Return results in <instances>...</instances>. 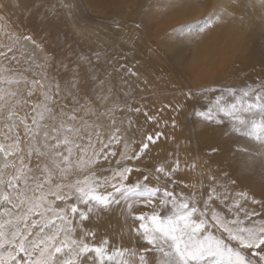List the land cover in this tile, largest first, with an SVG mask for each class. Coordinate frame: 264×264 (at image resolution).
Listing matches in <instances>:
<instances>
[{
	"label": "rangeland",
	"instance_id": "obj_1",
	"mask_svg": "<svg viewBox=\"0 0 264 264\" xmlns=\"http://www.w3.org/2000/svg\"><path fill=\"white\" fill-rule=\"evenodd\" d=\"M122 1L124 2V0ZM210 2L212 1L207 0L206 4L198 3V6H202V13L195 16L196 19L195 17L190 19L193 21L200 19L201 16H212L214 21L215 19L220 21L230 19L245 23L251 15L255 16V0H227L225 4L218 6L219 8L213 9L209 6ZM62 3L73 5V7L64 9L61 6ZM138 5L136 11L131 14L122 11L116 15H101L91 11L83 0H0V52L4 53L3 56H0V68L9 69L3 72L4 76H14L22 81L20 84L11 86L13 90L18 91L19 99L22 101L18 107V117L27 113V122L31 124L32 117L36 115L33 111L34 106L46 103L55 115V120L46 118L41 121L44 125V128L41 129V136L44 129H47L51 135H55L52 132L53 126H59L60 122L65 119L61 116L62 111L70 113L72 109L80 108V111L75 113L80 118L75 127H81L85 120L89 122V126L84 128L75 141L78 146L88 145L90 136L91 146L88 156H91L94 162L82 168L76 167L75 162L80 157V147H77L70 158L73 166L69 172L66 175L53 173L49 179L45 180L42 170L46 165L49 168L52 167L51 150L41 148V151L44 152L43 155L33 154L29 157L27 152L30 138L25 136L24 125L17 118L16 133L21 137L24 164L32 169L30 175L37 176L44 191L52 188L53 191H59L61 195H68V189L65 186L73 184L76 180L84 177L94 180L102 177L97 176L95 168L104 161L106 154L113 153L111 149L115 141L109 144V138L115 133L114 127L115 130L122 131L125 139L120 150L115 152L117 155L111 170L125 166L141 169V171L134 170L130 173L127 181L129 184L136 182L151 171L153 179H150L148 183L157 184L154 178L156 175L154 169L157 164H161V161L146 160V162L144 160L141 161L142 163H136V160L134 162V160L121 158V153L139 151L142 142L133 131V128L137 130L139 128L131 122V111L129 110L139 100L137 99V89L141 85L145 83L151 85V81L164 82L162 90L152 88V91L159 94L160 98L174 99L185 104V96L181 93L186 90L196 92L209 87L239 89L247 84L256 83L258 79H264V62L246 66L244 59L235 64L232 71L221 79L202 83L194 82L177 66L189 61L192 53L196 51L199 38L212 28L214 22L204 30L195 33L183 47H179L175 43L173 49L169 50L163 44V39L169 30L158 31L160 27L155 23L145 27L141 17L146 12L147 5ZM190 19L184 20L182 23H189ZM137 24L141 27L137 28ZM176 27H171V29H176ZM74 33L100 35L108 43L85 44L76 39ZM25 35L32 37L40 45L41 52L26 46L23 39L19 41L18 45L16 44V37ZM254 35L256 36L255 41L248 44L250 48L252 45L256 46L255 42L259 35L260 40L263 38L261 42L264 44V24L256 28ZM9 46H12V51L8 50ZM83 57H86L87 60ZM33 58L35 63H33ZM122 65L123 67H121ZM89 67L94 70L89 71ZM129 69L137 75H131ZM254 72L257 74L254 75ZM93 77L95 78L93 79ZM35 80L40 81L43 87L41 84L33 87L31 82ZM166 80L168 81L166 82ZM23 81H27V83ZM73 81H76V88L72 87ZM57 84L60 87L59 93L56 90ZM49 87L52 99L45 101L44 93L49 91ZM69 92L77 97L78 103L73 102ZM217 94H209V99L214 98ZM16 99L17 97H9L4 101V104L10 106ZM25 101L26 103H24ZM178 101L176 102L178 103ZM117 104L123 105V107L114 109L113 106ZM205 107L206 102L202 98L190 99L180 111L181 114L177 116L180 118L178 120H181L179 124L181 131L177 134V146L181 159L178 171L173 174V179L176 181L174 190L178 196L181 192L186 197L195 193L197 206L206 211V216L201 217L198 212L194 219H206L209 231L213 235L226 239V234L215 227V222L211 217L212 210L228 219H233L236 215L243 219L244 213L248 212L252 214L250 220H264V161L257 160L254 164H249L246 158H241V153H234V146L246 145V140L242 139L239 133L221 138L222 133L229 127L227 122L217 126L200 121L194 115V109H204ZM85 112H90V114L85 116ZM8 119V113L5 111L3 118L0 119V131L7 132L5 125L11 124ZM67 123L71 124L72 122L67 121ZM60 138L62 139V136ZM0 142L7 143L3 135H0ZM55 142V139L49 140L50 144ZM132 145H134L133 148ZM212 148H216L218 151L208 155ZM56 151L67 154L64 145H61ZM93 153L100 155L94 156ZM13 161L19 165V151L7 159L2 156L0 165L5 162L11 165ZM193 163L195 167H192ZM61 167H65V165L61 164ZM0 171L4 172L5 178L8 174L14 173L11 166L6 169L0 168ZM233 180L235 183H232ZM141 182L143 181L141 180ZM58 185L59 188H57ZM212 185H215L217 193H221L222 196L221 199L213 198L209 201L208 208L205 209L204 201ZM159 186L173 190L171 182L165 184L163 177H161ZM101 191L106 190L101 189ZM241 193L246 195H240ZM224 196H227V200L223 199ZM46 198L52 209L64 211L67 217L66 228L69 230V239L87 242L83 235L77 237L74 233L76 216L79 215V213L74 215L71 212V205L77 203L75 195H68V198L62 200H57L55 195H48ZM253 200L257 202L253 203ZM138 203V190L136 188L125 189L113 193L107 205L94 206L93 211L98 213L112 205L121 206L120 209L124 208L125 211L126 206L125 214L129 211L125 216L126 220L133 226L135 222L130 219L133 212L152 211L151 208L136 207ZM229 206H231V211H229ZM78 207L85 208L82 204ZM156 208L159 210L158 201ZM33 218L39 219L38 216ZM63 236L64 232L62 231L58 240L63 239ZM130 242L132 243V245L129 244L130 247L137 249L145 247L142 238L132 236ZM95 244L97 243L95 242ZM114 247L117 245L110 241L109 250ZM120 247H127V245L122 244ZM92 255L94 257V254ZM62 257L61 261L67 258L65 255ZM86 264H93V260H87Z\"/></svg>",
	"mask_w": 264,
	"mask_h": 264
},
{
	"label": "snow or ice",
	"instance_id": "obj_2",
	"mask_svg": "<svg viewBox=\"0 0 264 264\" xmlns=\"http://www.w3.org/2000/svg\"><path fill=\"white\" fill-rule=\"evenodd\" d=\"M61 6L64 9L73 7L67 3H62ZM213 22L212 16L201 17L173 29L169 37L173 43L183 47L189 38ZM136 27L141 26L137 24ZM21 39L31 41L37 48L40 47L32 37L27 35L16 37L17 45ZM8 50L12 51V46H9ZM3 55L4 53L0 52V56ZM83 59L87 60L86 57ZM33 63H35L34 58ZM8 70L0 68V119L6 111L8 120L11 121V124L5 125L6 133L0 131V135H3L4 140L7 141V143L0 142V153L7 159L19 151L20 163L18 165L13 161L11 165L7 162L0 165L3 169L10 166L14 169V173L8 174L7 178L4 172L0 171V264H86L89 259L93 260V264H264V220H250L252 214L248 212L244 213L243 219L239 215L228 219L212 210L211 217L215 227L226 234V239L213 235L209 231L206 219H194L198 212L201 217L206 216V211L197 206L195 193L186 197L181 192L178 196L174 190L176 181L173 179V174L180 167L179 158L172 163L171 167L163 163L156 165L154 178L157 184L155 185L148 183L150 179H153L151 171L129 184L127 181L130 173L134 170L141 171V169L125 166L116 170L109 169L111 175L94 180L84 177L65 186L68 189V195H75L77 201L71 205V212L74 215L79 213L82 221L89 219L94 206L107 205L113 193L136 188L139 193V203L136 207L151 208L152 211L133 212L130 219L135 223L130 233L134 238H142L145 247L141 249L114 247L109 250L110 241L107 237L99 244L69 239V230L66 228L67 217L64 211L52 209L46 198L48 195H55L57 200H62L68 198V195H61L59 191H53L52 188L44 191L37 176L30 175L32 169L24 164L21 137L16 133V120L19 118L20 123L24 125L25 136L30 138L27 152L29 157L33 154L43 155L41 148L51 150L52 167L49 168L46 165L42 170L45 180L49 179L53 173L66 175L69 172L73 166L70 158L77 147H80V157L75 162L76 167L82 168L94 162L92 157L88 156L91 146L90 136L88 145L78 146L75 141L84 128L89 126V122L85 120L81 127H75L80 120L75 113L80 111V108H74L70 113L62 111L61 116L65 119L59 126H53L52 132L55 135H51L47 129H44L41 136V129L44 128L41 121L46 118L55 120V115L44 103L34 106L33 111L36 115L32 117L31 124L27 122V113L18 117V107L22 101L19 99L18 91L13 90L11 86L20 84L22 81L14 76H4L3 72ZM93 70L89 67V71ZM129 72L133 76L137 75L131 69ZM23 82L27 83V81ZM31 83L33 87L41 84L38 80ZM41 86L43 87V84ZM72 87H77L76 81L72 82ZM56 90L57 93L60 92L59 84L56 85ZM49 92L50 87L49 91L44 93L45 101L52 99ZM211 93L218 94L209 99ZM68 94L72 96L73 102L78 103L75 95L71 92ZM181 94L185 96V104L178 102L173 107L174 112H180L187 100L202 98L206 102V107L194 109V115L200 121L217 126L227 122L229 127L222 133L221 138L239 133L247 142L246 145L234 146V153H241V158H246L249 164H254L257 160L264 161V79H258L256 83L247 84L239 89L209 87L196 92L186 90ZM9 97H17L10 106L4 104ZM113 107L116 109L123 105L117 104ZM129 110L133 109L129 108ZM134 110L141 111L140 108ZM89 114L90 112H85V116ZM144 114L148 116L147 112ZM153 119L154 117L148 116L149 121ZM67 121L72 123L69 124ZM171 123L173 128L177 127L174 117ZM92 126L95 127V125ZM116 132H119V129ZM163 136L164 133L161 131L148 133L142 140L139 151L134 154L121 153V158L140 161L151 152V146L156 145ZM50 139H55L56 142L50 144ZM113 141L118 143L120 136L113 133L109 138V144ZM61 145L65 146L66 155L56 151ZM217 151L218 149L212 148L208 155L215 154ZM93 155L100 154L93 153ZM108 155L114 156L115 153L106 154L104 158L107 159ZM61 164L65 167H61ZM192 167H195L194 163ZM161 177L165 184L171 182L173 190L159 186ZM232 183L235 181L233 180ZM59 187L58 185L57 188ZM101 189L111 190L101 191ZM221 196V193H217L215 185L210 186L204 208H208V202L213 198L221 199ZM223 199L227 200V196ZM157 201L159 210L156 208ZM256 202L253 200V203ZM80 204L85 208L80 209L78 207ZM36 216L39 219L33 218ZM62 231L63 239L58 240ZM86 234L93 238L95 236L94 232ZM57 254L65 255L67 258L59 261Z\"/></svg>",
	"mask_w": 264,
	"mask_h": 264
},
{
	"label": "bare ground",
	"instance_id": "obj_3",
	"mask_svg": "<svg viewBox=\"0 0 264 264\" xmlns=\"http://www.w3.org/2000/svg\"><path fill=\"white\" fill-rule=\"evenodd\" d=\"M83 1L91 11L101 15H109V14L116 15L118 13L119 14L122 13V11L131 14L136 11V6H139L138 4L141 5L145 4L147 5L146 6L147 10L141 17L142 24L146 27L148 26V24L155 23L156 25H159L160 29L158 31L161 32H164V30L165 31L169 30L170 32H172L171 27L180 26L183 24L182 22L184 20L187 19L189 20L190 18L195 17L197 15L199 16V14L202 13V6H198L197 4L198 3L206 4L207 2V0H139V1L137 0L135 2L131 0H124V2L127 3H124L122 0H83ZM211 1L212 2H210L209 6L211 7V9H213L220 5L225 4L227 0H211ZM255 3H256V8H255L256 17L254 15H251L249 20L245 23L240 20L233 21L229 19L227 21H223L222 19V21H220L215 19L212 28L208 29V32L204 36L201 35V37L199 38L198 45L196 44L197 45L195 49L196 51L194 50L195 52L192 53L193 55L191 56L189 61L198 60L201 62H211L213 60L220 59L224 56V54L231 46L233 38H239L243 46V53L240 60L245 59V62L247 64L246 66H249L250 64L263 63L264 44L263 42H261L263 38L260 40L259 38L260 35H259L258 37L259 42H258V38L255 42L256 46L252 45V48L248 46L250 42L255 41L256 36L254 34L256 28L264 24L263 23L264 0H255ZM190 21H192V19H190ZM169 31L165 35L166 37L163 39L164 40L163 44L167 49L172 50L175 43L171 41L169 37V33H170ZM24 42L26 46L32 47L34 50L41 52V49L37 48L32 42L30 41H24ZM256 74L257 72H254V75ZM167 81L168 80H166V82ZM163 84L165 83L161 81H153V82L151 81V85L149 84L147 85V83H145L141 85L139 89H137V99L139 100L138 102L136 101L137 103L132 108L133 110H131V122L135 123L136 127H138L139 129L137 130L133 128L134 133L140 139V142L142 141V139H144V137L148 133H154L155 131L163 132L164 136L159 140V142L156 145L151 146V152L147 156L143 157L140 161H136V163H142L141 161L144 160L145 161L151 160L152 162L161 161V163L166 164V166L169 167L177 158H179V161L181 159L180 153L178 152L179 147L177 146L178 144L177 134L179 131H181L180 130L181 127H179L181 120H178L179 117L177 118V116H179L181 113L180 112L177 113L173 111V107L177 104L176 101L178 100L166 99L163 97L160 98L159 94H156L154 91H152V88L161 89L164 86ZM167 105H171L172 107H166ZM136 108H140L141 111L136 112L134 110ZM145 112L148 113V116L154 117V119L149 121L148 116H145L144 114ZM173 117L177 121V127L175 128L172 127V123H171ZM113 129L114 132L118 136H120V141L118 143L115 142L113 148L111 149L113 153H115L119 151L120 148L122 147V143L125 139V135L122 133L121 130L119 132H116L115 130L116 128L114 127ZM133 146L134 145H132V148ZM134 153L129 152L128 154H134ZM116 155H117L116 153L114 156L108 155L107 159H104L103 162L97 165V167L95 168L97 176L103 177V176L111 175L109 169H111L112 166H114L113 163H114V159L116 158ZM2 156L3 155L0 153V161L2 160ZM105 190L107 191L111 189H105ZM120 208L121 206L116 207L115 205L114 206L112 205V207L108 206L105 210H100L98 213H95L92 209V214L89 216V219L84 221L80 219L79 215L76 216V224L74 222L75 235L77 237L83 235V237L87 240V242L92 244L95 242L98 244L105 237H107L109 241L114 242V244H116L117 247L118 246L120 247V245L122 244L127 245V247H130L129 244L132 245V243L130 242V237H132L130 233V229L132 226L130 223L127 222L125 217L129 211H127L125 214L127 207L125 206L126 208L125 211L124 208H122V210ZM87 232H94L95 233L94 238L92 236L87 235L86 234ZM57 255H58V260L61 261L60 259L63 255L60 254Z\"/></svg>",
	"mask_w": 264,
	"mask_h": 264
},
{
	"label": "clouds",
	"instance_id": "obj_4",
	"mask_svg": "<svg viewBox=\"0 0 264 264\" xmlns=\"http://www.w3.org/2000/svg\"><path fill=\"white\" fill-rule=\"evenodd\" d=\"M76 39L82 43L94 45L108 43L103 36L74 33ZM243 53V46L239 38H233L231 46L220 59L211 62H201L192 60L177 66V68L189 76L194 82L202 83L221 79L227 76L233 69V66L240 62Z\"/></svg>",
	"mask_w": 264,
	"mask_h": 264
}]
</instances>
